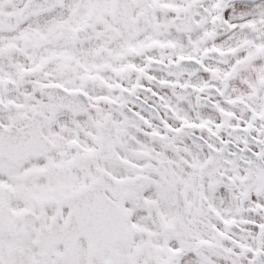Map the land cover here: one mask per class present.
<instances>
[{
    "label": "snow or ice",
    "instance_id": "6c2138e0",
    "mask_svg": "<svg viewBox=\"0 0 264 264\" xmlns=\"http://www.w3.org/2000/svg\"><path fill=\"white\" fill-rule=\"evenodd\" d=\"M0 264H264V0H0Z\"/></svg>",
    "mask_w": 264,
    "mask_h": 264
}]
</instances>
